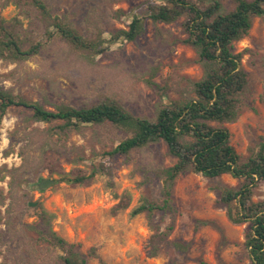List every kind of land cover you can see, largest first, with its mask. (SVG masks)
<instances>
[{
    "label": "rangeland",
    "instance_id": "1",
    "mask_svg": "<svg viewBox=\"0 0 264 264\" xmlns=\"http://www.w3.org/2000/svg\"><path fill=\"white\" fill-rule=\"evenodd\" d=\"M53 14L70 21L81 34L105 37L119 29H127L135 15H144L148 0H45ZM227 9L234 0H221ZM0 15L10 20L16 9L10 5ZM182 20L171 24L146 21L145 31L135 41L120 40L93 62L72 55L60 39L40 54L18 65L0 61V87L37 101L46 108L66 103L75 107L95 104L102 96L113 97L135 115L154 117L163 103L190 89L203 69L195 50L182 42L186 37ZM101 35L97 33L95 37ZM237 51L250 49L242 64L250 74V85L239 118L227 126L231 141L243 159H247L264 140V21L255 17L249 34L235 44ZM149 80L157 87L149 84ZM161 89V90H160ZM162 96H161V94ZM31 110L11 107L3 119L0 136V171L20 167L21 149L44 137L49 125L32 120ZM134 126L124 128L111 124L84 125L66 138L57 140L42 151L38 144L29 148L31 166L21 175L30 182L50 179L56 182L40 192L28 183L18 188L22 210L12 227L25 228L37 221L36 210L28 201H41L54 215V230L69 242L79 245L88 255L95 248L98 258L91 264H250L245 236L249 223H233L226 206L218 202L220 186H239L231 175L213 179L188 172L178 177L173 194L176 212L157 211L149 219L146 213L136 216L131 211L144 199H161L159 167L174 164L164 142L134 150L129 157L106 155L117 143L131 135ZM29 133L32 138H29ZM11 149L6 155V151ZM105 163L112 174H98L89 184H75L72 178L79 170L90 172ZM10 180H0V192L6 197L0 204V264H17L13 249H19L22 237L11 238L5 224L10 203ZM125 191L132 194L130 206L114 214L112 209ZM254 201L264 200V183L255 188ZM22 212V213H21ZM173 223L174 230L161 243L158 255L151 256L150 238L165 231ZM181 241L187 248H177Z\"/></svg>",
    "mask_w": 264,
    "mask_h": 264
},
{
    "label": "trees",
    "instance_id": "2",
    "mask_svg": "<svg viewBox=\"0 0 264 264\" xmlns=\"http://www.w3.org/2000/svg\"><path fill=\"white\" fill-rule=\"evenodd\" d=\"M1 5L3 8L12 5L16 9V15L10 20L0 15V61L6 63L21 65L59 39L72 55L93 62L95 56L112 44L120 40L135 41L144 33L148 19L154 24H171L183 19L181 24L186 37L182 42L195 50L203 69L200 79L189 81L188 91L161 104L154 117L135 115L110 96H102L88 106L62 103L49 109L37 101L14 94L11 89L0 87V136L3 119L14 106L31 110L32 120L49 125L39 142L30 141L21 149L23 164L20 167L6 169L5 173L0 171L1 181L7 176L11 178L5 224L12 239L22 237L19 249H13L18 257L17 264H91L89 257L98 258L95 248L85 255L79 245L59 235L53 228L54 215L39 200L27 202V206L35 208L37 221L25 226L35 236L28 234L25 228L12 227L20 216L18 211L22 210L18 188L28 183L34 190L42 192L56 182L41 178L32 183L22 177L21 173L31 166L29 148L38 144L45 151L52 146L54 136L57 140L66 138L71 131L87 124L135 127L131 135L106 152L110 158L117 155L129 157L134 150L159 142H164L169 155L175 158L173 165L155 171L162 182V198L144 199L131 211L133 216L146 213L151 219L157 211L176 212L173 194L176 181L182 174L195 172L210 179L230 174L240 180L239 186H220L218 202L226 206L233 223H249L245 244L250 264H264V200H253L255 188L264 183V140L247 159H243L232 144L227 126L239 118L251 79L242 64L245 54L251 50L237 51L235 44L249 34L255 17L264 21V0H234L232 9H227L221 0H148L144 15L133 16L127 29H119L110 37L97 31L96 34L101 35L95 38L96 34L86 37L70 21L53 14L45 0H1ZM148 82L157 87L151 80ZM29 138H32L30 133ZM10 151H6V155ZM98 174L111 175V167L100 163L90 172L79 170L67 180L89 184ZM5 199L0 192V204H5ZM131 200L132 194L125 191L119 196L113 213L127 209ZM3 219L0 215V221ZM173 230L174 224L171 223L165 231L156 230L152 234L151 256L158 255L161 243ZM1 238L3 234L0 232V244H3ZM174 245L187 248L181 241H174ZM100 262L105 264L102 260Z\"/></svg>",
    "mask_w": 264,
    "mask_h": 264
},
{
    "label": "crops",
    "instance_id": "3",
    "mask_svg": "<svg viewBox=\"0 0 264 264\" xmlns=\"http://www.w3.org/2000/svg\"><path fill=\"white\" fill-rule=\"evenodd\" d=\"M224 175H230V174H224ZM223 176V175H222Z\"/></svg>",
    "mask_w": 264,
    "mask_h": 264
},
{
    "label": "water",
    "instance_id": "4",
    "mask_svg": "<svg viewBox=\"0 0 264 264\" xmlns=\"http://www.w3.org/2000/svg\"><path fill=\"white\" fill-rule=\"evenodd\" d=\"M47 183V182H46Z\"/></svg>",
    "mask_w": 264,
    "mask_h": 264
}]
</instances>
